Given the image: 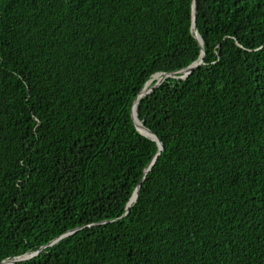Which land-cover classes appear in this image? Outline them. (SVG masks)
<instances>
[{
	"label": "trees",
	"instance_id": "16d2710c",
	"mask_svg": "<svg viewBox=\"0 0 264 264\" xmlns=\"http://www.w3.org/2000/svg\"><path fill=\"white\" fill-rule=\"evenodd\" d=\"M194 3L0 0V264H264V0Z\"/></svg>",
	"mask_w": 264,
	"mask_h": 264
},
{
	"label": "water",
	"instance_id": "95a60500",
	"mask_svg": "<svg viewBox=\"0 0 264 264\" xmlns=\"http://www.w3.org/2000/svg\"><path fill=\"white\" fill-rule=\"evenodd\" d=\"M197 11H198V9H197V0H195V3H194V24H193V29H194V31H195L196 37H197V39L199 40L201 46H203V45H202V39H201V37H200L199 34H198V29H197V26H196V24H197V23H196V20H197ZM204 55H205V52H204V49H203V56H204ZM203 60H204V59H203V57H202V58L200 59V61L194 62V63H193L192 65H190L189 67H187V68H185V69H183V70H181V71H179V72H175V73H172V74L170 73V74H166V75H164L165 78L158 80L157 83H156L154 86H152L151 88H149V85L154 81V77L157 76V75H154L153 78H152V79L148 82V84H147V88H148V89H144V90L142 91V93L140 94V97H143V96L147 95L148 93L152 92L153 89H155L157 86H159L160 84H162L163 81H164L165 79H168V78H170L171 76H172V77H176V75H180V76H179L180 79H183V78L189 76V75H190V74H191V73H192V72H193L198 66H200V65L203 63ZM138 102H139V99L135 102V104H134L135 107H134V110H133V113H132V117H133V119H134V124H135V126H136L137 129L141 132V134L145 135L146 137H148V138L151 139V140L156 141V142L158 143V145H159L160 151H161V150H164V145L162 144L161 140H160L155 134H153V132H152L151 130H149L148 128H146V126H145L143 123L140 122V120H139V114H138V107H137ZM143 130H144V131L146 130L148 133L145 134V133L143 132ZM160 151H159V152H160ZM153 163H154V162H153ZM153 163L148 167V169L151 168V166L153 165ZM141 185H142V183L140 184V186L137 188V190L135 191V193H134V195H133V197L136 195V200H137V197H138V194H139V191H140V187H141ZM133 197H132V199H131V201H130V203H129V205H128L127 212H129V210H130V204H131V202H132V200H133ZM77 230H79V228H78V229H74V230L69 231L66 235H64V236H62V237L56 239L55 241L49 243L48 245L42 247L38 252H35V253H32V254H26V255H24V256H22V257H17V258H15V259H13V260H7V261L2 262L1 264H16V263H18V262H22V261H26V260L32 259L33 257L37 256V255L39 254V252L42 251L43 249H45L47 246L52 245V244L58 242L60 239L66 237V236H68V235H72V234L75 233Z\"/></svg>",
	"mask_w": 264,
	"mask_h": 264
},
{
	"label": "bare ground",
	"instance_id": "6f19581e",
	"mask_svg": "<svg viewBox=\"0 0 264 264\" xmlns=\"http://www.w3.org/2000/svg\"><path fill=\"white\" fill-rule=\"evenodd\" d=\"M163 78H165V76H163V75H158V76L155 77V79H159V80H160V79H163ZM143 132H144L145 134L148 133L146 130H145V131L143 130ZM135 200H136V195L133 197L132 202L135 201Z\"/></svg>",
	"mask_w": 264,
	"mask_h": 264
},
{
	"label": "clouds",
	"instance_id": "9594fccd",
	"mask_svg": "<svg viewBox=\"0 0 264 264\" xmlns=\"http://www.w3.org/2000/svg\"><path fill=\"white\" fill-rule=\"evenodd\" d=\"M193 24H194V22H193ZM193 31H194V29H193ZM194 33H195V31H194ZM198 34H199V33H198ZM195 36H196V34H195ZM199 36H200V35H199ZM200 37H201V36H200ZM196 38H197V37H196ZM201 39H202V38H201ZM198 41H199V40H198ZM202 45H203V42H202ZM156 75H157V76H158V75H163V76H164V75H166V74L158 73V74H156ZM155 77H156V76H155ZM155 77H154V81H155V80H159V79H155ZM145 89H148V88H145ZM141 123H142V122H141ZM142 135H143V134H142ZM144 136H145V135H144Z\"/></svg>",
	"mask_w": 264,
	"mask_h": 264
}]
</instances>
